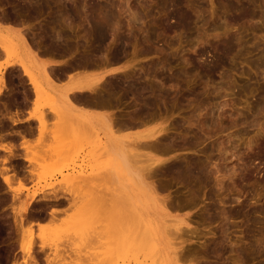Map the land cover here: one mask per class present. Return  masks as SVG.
<instances>
[{"label":"rangeland","instance_id":"obj_1","mask_svg":"<svg viewBox=\"0 0 264 264\" xmlns=\"http://www.w3.org/2000/svg\"><path fill=\"white\" fill-rule=\"evenodd\" d=\"M43 1L46 7L39 10L42 15L35 13L32 16L28 11L29 15L24 16L21 23L7 21L5 24L0 20V41L4 43L9 32L12 45L17 47L19 31L28 28L27 41L29 47H33L30 50L36 60L54 65L65 63L62 75L53 74L54 78L57 77L53 83L56 89L68 85L69 76L89 83L106 66L126 69L120 74L117 72L116 76L115 73L107 74L103 78L105 81L102 80L103 84L110 86L120 78L117 89L114 90V86L109 89L110 94L115 92L110 95L112 100L109 98L111 109H100L99 106L93 109L84 103L76 105L99 117L94 119L99 129L94 136L99 139L95 138L96 142L91 146L82 139L71 161L56 155L58 151L54 147L57 143L52 141V136L58 117L50 111V99L36 98L20 68H4L14 56L21 58V51L0 53V76H4L10 87L9 92L3 91L8 96H0V146L13 151L10 154L9 150L0 148V170L8 166L17 169L16 174L20 176L15 175L19 179L14 177L12 188H8L0 173V264H264V0H102L105 4H112L117 20L110 22L111 29H108L109 35L104 42L91 41L86 30L89 26L86 20L82 22L83 17L77 22L67 21L66 7H63L65 0L63 5L58 3L59 0ZM74 1L81 8L84 1L89 4L101 0ZM21 4L19 0H0V8L13 13L18 12ZM59 7L63 10L62 30L65 32L70 25L72 31L78 32V39L68 42L64 36L59 43L55 38L49 23L53 16L50 14ZM132 18L137 19L133 22ZM48 44L53 45L49 47ZM44 50H48L47 54L43 53ZM83 51L85 55L90 51L87 56L93 53L90 57L95 60L88 58L95 66L82 63ZM68 63L74 65L69 64V67ZM139 83L148 85V90L137 93L134 86ZM143 105L145 108L138 118L144 125L140 122L134 128L130 125L131 116L135 108L140 109ZM38 108L45 111L48 124L45 128H50V132L45 130V137L39 134L40 123L33 118ZM113 112V117H125L121 123L124 119V123H130L127 124L129 127L124 124L125 130L121 124L120 131L115 128L118 131L115 135L124 139L127 146L135 134L165 127L166 130L160 133L162 141L157 143L159 149L147 146L135 149L132 142L133 147L129 145L127 153L105 152L101 139L106 140L109 132L106 119ZM76 121L73 126L82 138L89 129L86 130L80 120ZM41 136L43 140L39 139ZM93 145L95 149L91 152ZM52 148L54 150H50ZM40 152L44 158L47 156V160H42ZM55 152L62 164L60 160H54ZM124 154H127L128 162L124 160ZM139 156L142 161L148 157L160 160L152 165L150 173L153 174L147 180L150 184L153 182L154 190L149 191L152 199L144 210L162 231L157 252L146 246L142 226L139 220L136 221L139 204L126 196L130 194L128 189L138 185L136 165H140ZM147 159L144 165H147ZM122 166L124 171L120 174ZM179 166L183 172L179 171ZM198 166L204 171L200 174L202 177L195 175V178L189 170ZM11 170L4 172L11 175L14 173ZM37 171L42 173L31 176ZM78 172L85 176L90 174L98 184L102 181L101 185H96L95 181L91 184L87 177L89 184L84 181L87 187L84 183L82 189L79 183L77 192L69 189L63 184L64 177ZM44 175L49 177L46 179ZM124 180L128 182L127 187H124ZM47 194L60 196V202L47 205L41 199ZM33 198L31 209L25 212L24 208ZM91 208L95 210L92 212ZM50 209L52 217L51 214L45 215ZM78 217L90 221H78L74 224L76 228L71 227L68 221ZM181 218L186 219L187 224L180 225L184 232L181 238L175 236V239L170 232L177 235L178 231L174 233L171 229L176 230ZM90 225L94 233L88 231ZM77 229L80 234L87 229L86 233L90 236L93 233L97 240L91 238L87 245H83L74 233ZM24 234L33 236L30 256L21 251ZM109 234L117 235L112 243L107 237ZM177 245L183 246L188 256L184 257L186 259L174 256V251L179 248Z\"/></svg>","mask_w":264,"mask_h":264},{"label":"bare ground","instance_id":"obj_2","mask_svg":"<svg viewBox=\"0 0 264 264\" xmlns=\"http://www.w3.org/2000/svg\"><path fill=\"white\" fill-rule=\"evenodd\" d=\"M23 0H21V2H20V0H19V3H22L21 5H20V7H19V9H18V12H15V13H13V11H6V9H5V11L2 9V8H0V11L2 12V14H1V16L3 15V17H1L2 19L4 18H8L9 20L11 19V20H13V21H11V22H19V23H21L22 21H24V16H26V15H29V12L30 13H32L33 15L32 16H35L34 14L35 13H40V11L39 10H41V9H44L46 6H45V1H43V0H31V1H27V0H24V2H22ZM57 1V0H56ZM62 1L63 0H59V4L61 3L62 5H63V3H62ZM84 1V0H83ZM100 1V0H99ZM64 2V1H63ZM73 2L75 3V1L73 0ZM85 2V3H84ZM84 2H82L83 3V5L82 4H80V2H79V4H80V6H81V8H78L74 3H71L70 1L68 2V0H65V4L63 5V7H66L65 9H66V15H67V21H76V20H79V19H82L81 17H83V23L85 22V20L87 21V23H88V26L89 27H87V33H88V36H89V38L91 39V41L93 40H95V42L96 41H98V42H104L107 38L106 37H108L107 36V34H108V29H111V27L109 28V24H110V22H113L114 20H115V17H116V15H115V13L112 11V4L110 3L109 5L106 3H104L102 0L100 1V2H92V3H89L88 4V2H86V1H84ZM108 2V1H107ZM57 3V2H56ZM77 3H78V1H77ZM47 4V3H46ZM58 4V5H59ZM60 4V5H61ZM78 4V5H79ZM59 5V6H60ZM14 6V5H13ZM48 6H50V5H47V7ZM111 6V7H110ZM15 7V6H14ZM51 7V6H50ZM61 7V6H60ZM59 7V9H57L58 10V12H57V10H55V13L54 14H50V15H53L52 16V18H51V21L49 20V18H47L50 22V24L52 25V29H53V31H54V33L53 34H55L56 35V37L55 38H57L58 39V42L59 41H63V37L65 36L66 38H67V41L69 42V41H71V39H74V38H76V39H78V37H79V35L77 34V33H75L76 32V30H75V32L74 31H72V29H70V25H69V29H67L65 32H64V30H62V23H63V21L61 20V18L63 17L62 16V14H63V10H61V8ZM244 7H247V6H244ZM13 8V7H12ZM16 8V7H15ZM14 9V8H13ZM16 9V10H17ZM29 11V12H28ZM39 11V12H38ZM28 12V13H27ZM41 14V13H40ZM31 15V14H30ZM42 15V14H41ZM62 16V17H61ZM65 16V15H64ZM134 17V16H133ZM136 17V16H135ZM117 19V18H116ZM131 19V18H130ZM133 19V22H135L134 21V19H137V18H132ZM33 20V19H32ZM6 21H7V19H6ZM5 21V22H6ZM67 21H65V22H67ZM116 22H117V20H115ZM114 21V22H115ZM131 21L132 20H130V25H132V23H131ZM27 22V21H26ZM26 22L24 23V24H26ZM77 22V21H76ZM68 23V22H67ZM66 23V24H67ZM79 23V22H78ZM78 23H76L77 25H78ZM23 24V25H24ZM37 24V23H36ZM42 24V23H41ZM86 24V23H85ZM68 26V25H67ZM118 26H119V24H118ZM117 26V27H118ZM27 27V26H26ZM73 27H74V25H73ZM116 27V28H117ZM115 28V29H116ZM119 28V27H118ZM78 30V29H77ZM7 31V30H6ZM43 31V30H42ZM113 31V30H112ZM28 32H29V29L28 28H26V29H23V30H21V31H19V33H18V37H19V39H20V43H18V45H17V47H15V46H13L12 45V41L9 39V38H11V34L8 32L6 35H5V42L3 43L2 41H0V53L2 52V51H4L5 53L7 52V54H11V53H15L16 51L18 52L19 50L21 51V58H16L15 56L11 59V60H8L6 63H5V65H4V68L5 69H9V68H20L23 72H24V75L23 76H26L27 77V79L29 80V83L31 84V89L33 90H31L32 91V93H34L35 94V96H36V98H38V99H40V98H42V97H45V99H50L48 102H50L51 103V107H50V111L52 112V113H54V115L56 116L57 115V119H58V121L57 122H55V129L53 130V134H54V137L52 136V138H54V140L52 139V141L53 142H55V143H57V145L54 147L55 148V150L56 151H58V154H56L57 152H55L54 153V155L53 156H55V154L58 156L59 154L61 155V157H63V159H64V157H66V159L67 160H71L72 161V159H74L73 158V155L75 154V153H77L78 152V148H79V146H81V144H80V142L82 143L83 141H82V139H84V140H86V142H87V144H95V142H96V140H95V133H97L96 131H98L99 129H98V126H95V124L97 123H94V119H95V117L98 119L99 117H97V115L96 114H92V113H88V111H86V110H84V109H82V108H79V107H77L76 105L77 104H81V103H84L85 105L87 104L88 106H90V107H92V108H94V106L95 105H97L96 106V108L99 106V107H101L100 109H105V108H108V109H111L112 107H111V101L110 100H112V98H111V94H115V92L114 93H111L110 94V92H109V89L111 88V89H113L114 87V90L115 89H117L116 87H118V82H119V80H120V78H119V80H118V82L115 80V82L113 81V83H111L112 85H110V86H106L105 84H103L102 83V80H103V82L105 81L103 78H105V76L107 75V74H112V73H115L114 75L116 76L117 74V72L120 74V73H122L126 68L125 67H121V68H111V67H107L106 66V68L104 69V68H102L103 70H102V72H101V74H99V76L98 77H96V78H93L92 77V80H90L89 81V83L88 82H86L85 80H83L82 82H79V81H77L76 80V77H74V76H69V79H70V82H69V84L68 85H66V86H62L60 89H56V87H55V85H53V83H54V79H56V78H54V76H53V74H58V75H60L61 74V71L63 70V67H62V65H64V64H61V63H57V62H55V63H57V65H54V64H47V63H40L38 60H36L35 59V57L32 55L33 53L31 52V50H30V47H32L31 45H30V47H29V43H28V37H27V35H28ZM41 31H39V33H40ZM31 33V32H30ZM48 33V32H47ZM35 34V33H34ZM44 34H46V33H44ZM109 35V34H108ZM36 36V35H35ZM44 36V35H43ZM49 36H50V34H49ZM38 37H40V36H38ZM46 37V36H45ZM36 38V37H35ZM40 38H43V37H40ZM50 38V37H49ZM8 39V40H7ZM39 39V38H38ZM52 39V38H51ZM28 40V41H27ZM53 40H54V38H53ZM36 41V39L34 40V42ZM33 42V43H34ZM38 42H39V40H38ZM53 42V41H52ZM55 42V41H54ZM57 42V43H58ZM89 41H87V43H88ZM94 42V43H95ZM49 43H50V41H49ZM60 43V42H59ZM62 43V42H61ZM31 44V43H30ZM39 44H41L40 42H39ZM54 44V43H53ZM52 44V45H53ZM56 44V43H55ZM89 44V43H88ZM91 44H93V43H91ZM90 44V45H91ZM46 45V44H45ZM52 46L51 44H48V46ZM117 45V44H116ZM38 46V45H37ZM40 46V45H39ZM49 46V47H50ZM66 46V45H65ZM67 46H68V43H67ZM73 46H76V45H73ZM72 46V47H73ZM42 47V46H41ZM58 47V46H57ZM64 47V46H63ZM84 47V46H83ZM88 47V46H87ZM89 47H91L92 48V46H89ZM36 48V47H35ZM34 48V49H35ZM52 48V47H51ZM53 48H55V47H53ZM67 48V47H66ZM74 48V47H73ZM78 48V47H77ZM117 48V47H116ZM115 48V49H116ZM32 49H33V47H32ZM37 49V48H36ZM43 49V48H42ZM44 49H45V47H44ZM50 49V48H49ZM48 49V50H49ZM69 49V47L67 48V50ZM87 49V48H86ZM16 50V51H15ZM46 50V49H45ZM45 50L43 51V53L45 52ZM47 50V51H48ZM54 50V49H53ZM90 50V49H89ZM35 51V50H34ZM46 51V52H47ZM63 51H65V50H63ZM71 51V50H70ZM119 51H120V49H119ZM123 51V50H122ZM121 51V52H122ZM42 52V51H41ZM45 52V54H47ZM72 52V51H71ZM71 52H69V53H71ZM84 52V51H83ZM90 52V51H89ZM88 51H87V54L89 53ZM125 52V51H124ZM85 53L86 52H84V55H83V57H81V59H82V63L83 64H85V65H91V66H93L94 65V63L91 61V59H93V57H90V55L92 56L93 55V53L91 54L90 53V55L89 56H87V54L85 55ZM44 54V55H45ZM60 54H61V52H60ZM64 54V53H63ZM77 54V53H76ZM124 54V53H123ZM42 55V54H41ZM66 55V54H65ZM70 55H72V54H70ZM80 55V54H79ZM64 56V55H63ZM94 56H95V54H94ZM125 56V55H124ZM52 57V56H51ZM76 57V56H75ZM91 58V59H89V58ZM117 57V56H116ZM126 57V56H125ZM57 58V57H56ZM77 58H79V57H76V59ZM105 59H108L107 58V56H105ZM93 60H95V59H93ZM101 60V59H100ZM118 60V59H117ZM66 61H68V60H66ZM69 62V61H68ZM77 62H79V61H77ZM96 62V61H95ZM72 63V62H71ZM97 63H98V61H97ZM103 63V65H104V62H102ZM106 63H107V60H106ZM69 64L70 63H68V66H69ZM79 64H80V62L79 63H77L76 65L77 66H79ZM71 65V64H70ZM72 65H74V64H72ZM71 65V66H72ZM84 65V66H85ZM103 65H101V67L103 66ZM108 65V64H107ZM67 65H66V67H68ZM95 66V65H94ZM70 67V66H69ZM85 67H87V66H85ZM96 68V67H95ZM68 69V68H67ZM92 69V68H91ZM123 69V70H122ZM13 70V69H12ZM75 70H77V68H75ZM131 70V69H130ZM9 71V70H8ZM20 72V71H19ZM82 72V71H81ZM127 72V71H126ZM131 72V71H130ZM63 73V72H62ZM70 73V72H69ZM8 74V73H7ZM19 74V73H18ZM57 74H56V76H57ZM67 74V73H66ZM124 74V73H123ZM62 75V74H61ZM74 75V74H73ZM113 75V74H112ZM129 75V74H128ZM11 76V75H10ZM66 75H64V77H65ZM111 76V75H110ZM12 77V76H11ZM10 77V78H11ZM61 77V76H60ZM67 78V77H66ZM117 78V77H116ZM128 78V77H127ZM134 78V77H133ZM141 78V77H140ZM60 79V78H59ZM64 79V78H63ZM68 79V78H67ZM68 79V80H69ZM62 80V79H61ZM107 80V79H106ZM142 80V79H141ZM9 81V80H8ZM139 81V80H138ZM143 82V81H142ZM8 83V82H7ZM120 83V82H119ZM135 83V82H134ZM108 84H109V82H108ZM112 86H114V87H112ZM135 87V90L137 89V93H138V91L140 90H142L141 92H144L145 90H148V88H149V86L148 85H143V84H137L136 86H134ZM120 88V87H119ZM10 89V87L6 84V81H5V78H4V76L2 75V76H0V96L1 95H4L5 96V94L7 95L8 93L7 92H9L8 90ZM15 89V88H14ZM110 89V90H111ZM4 90H7V92H3ZM120 90V89H119ZM116 91H118V90H116ZM140 92V93H141ZM4 93V94H3ZM28 93V92H27ZM31 93V92H30ZM10 94H11V92H10ZM9 94V95H10ZM23 94H26V92L24 93L23 92ZM134 94H135V91H134ZM28 95V94H27ZM8 96V95H7ZM34 96V95H33ZM47 97V98H46ZM114 97H116V96H113V98ZM6 98V97H5ZM109 98H111L110 100H109ZM115 99V98H114ZM139 99H140V97H139ZM9 100V99H8ZM116 100V99H115ZM114 100V101H115ZM140 101H142V100H140ZM32 102V101H31ZM143 102V101H142ZM6 103V102H5ZM17 103V102H16ZM7 104V103H6ZM6 104H4V107H6L7 108V106H6ZM115 104V103H114ZM114 104H112V105H114ZM140 104L142 105V103L140 102ZM87 107V106H86ZM103 107V108H102ZM143 107V108H142ZM140 106V109L138 108V106H137V108L138 109H134V111H133V115H134V117H132L131 116V119H129V120H131V124L130 123H128V122H126V123H124L125 122V119H124V122L123 123H121L122 122V120H123V118H125L124 116H121V117H115L116 115H114V117H113V114H115L114 112L111 114H109L108 116H107V121L106 122H108L107 124V126H108V128L109 129H107L106 127H105V129H107L109 132L106 134V136H105V139L106 140H104V138H102L101 139V141H102V148H104L105 150V152H107V153H112L113 151H120V152H122V153H127L126 152V150H128V146L130 145L131 146V144H132V142H133V145H134V148L136 149V148H138V147H142L143 146V148H144V146L146 147H148V148H156V149H159V146H157V143L158 142H161L162 140H161V138H162V132L163 131H165L166 129H165V127H160V128H157V129H155V130H153V131H151V132H149V133H138V134H135L134 136H132V138H133V141H131V144L129 143V145L127 146V144L128 143H126V141L124 140V139H122L120 136H117V135H115V131H117L119 128V131L121 130V128H122V126L121 125H123L124 126V124H126V126H128L127 124H130V125H132V127H136V125L138 124L139 125V123L141 122V124H143L142 123V121H140L141 120V118H138L139 116L141 117V113L143 112V110H144V105L143 106ZM41 109V108H40ZM10 110V109H9ZM38 111H35L36 112V114L33 116V118H35L39 123H40V128H39V134L40 133H42L43 135V137H45V130H47V132H50V131H48V129H50V128H48V127H46L45 128V126H48V124H47V121H46V119L47 118H45L46 117V114H45V111L44 112H42V111H40L39 110V108L37 109ZM12 111V110H11ZM16 113V112H15ZM17 113H18V111H17ZM131 114V113H130ZM141 114V115H140ZM51 116V115H50ZM127 116H130L129 114L127 115ZM14 116H12V118H13ZM53 117V116H52ZM51 117V118H52ZM10 118V117H9ZM129 118V117H128ZM138 118V119H137ZM13 119H17V118H13ZM12 119V120H13ZM76 119L77 120H80L81 121V123L83 122L84 123V126H85V129L86 130H88L89 129V133L87 132V134L89 135H85L84 134V136L82 137V138H80L79 136H78V134H77V132H76V129H75V127L73 126V124H75L77 121H76ZM140 119V120H139ZM151 119V118H150ZM1 120V119H0ZM11 120V121H12ZM75 120V121H74ZM153 120V119H152ZM3 121V120H2ZM14 121H16V120H14ZM14 121H12V122H14ZM18 122H20V120L18 121ZM74 122V123H73ZM145 122V121H144ZM14 123H17V121L16 122H14ZM38 124V123H37ZM103 124V123H102ZM101 124V125H102ZM121 124V125H120ZM141 124H140V126H141ZM97 125V124H96ZM144 125V124H143ZM76 126H77V124H76ZM121 126V127H120ZM36 127V126H35ZM50 127V126H49ZM80 127V126H79ZM129 127V126H128ZM134 127V128H135ZM138 127V126H137ZM30 128V127H29ZM37 128H38V126H37ZM117 130H116V129ZM124 128V130H125V126L123 127ZM81 130H82V126H81V128H80ZM84 129V130H85ZM115 129V130H114ZM32 130V129H31ZM81 130H80V133L82 134V132H81ZM101 131V130H100ZM99 131V132H100ZM123 131V130H122ZM19 133L21 132V131H18ZM18 132H16V133H18ZM44 132V133H43ZM118 132V131H117ZM15 133V132H14ZM161 133V134H160ZM23 134H25V133H23ZM52 134V133H51ZM102 134V133H101ZM164 134V133H163ZM13 135V134H12ZM15 135V134H14ZM13 135V136H14ZM16 135H18V134H16ZM20 135H21V133H20ZM103 135H105L104 133H103ZM40 136V135H39ZM42 136H41V138H39L40 140H43L42 139ZM3 137V136H2ZM20 137H22V136H20ZM23 137H25L24 135H23ZM22 137V138H23ZM48 137V136H47ZM93 137H94V139H93ZM161 137V138H160ZM49 138V137H48ZM45 139V138H44ZM47 139V138H46ZM97 140L99 139V138H96ZM153 139V140H152ZM48 140V139H47ZM47 140H46V142H47ZM100 141V140H99ZM151 141V142H150ZM43 142V141H42ZM45 143V142H44ZM47 144V143H46ZM54 144V143H53ZM86 143H84V145H85ZM86 144V145H87ZM41 145V144H40ZM42 145H43V143H42ZM159 145H160V143H159ZM38 146V145H37ZM83 146V145H82ZM91 146V145H90ZM31 147V146H30ZM46 147H47V145H46ZM45 146L43 147V148H46ZM131 147H133V146H131ZM0 148H4V149H6V150H9L10 151V154H13V151H12V149L11 148H6V146L5 147H3V146H0ZM39 147H37V149H38ZM41 148V147H40ZM33 149V148H32ZM34 149H36V148H34ZM91 149V148H90ZM93 149H95L94 148V145H93V147H92V149H91V152L93 151ZM39 150V149H38ZM44 150V149H43ZM50 150H54L53 148L52 149H50ZM79 150H81V149H79ZM82 150H83V148H82ZM37 151V150H36ZM53 152V151H52ZM60 152V153H59ZM41 153V152H40ZM49 153V152H48ZM62 153V154H61ZM43 153H41L40 155H41V157H42V160H43V158H44V155H42ZM39 155V154H38ZM60 155H59V158H61L60 157ZM63 155V156H62ZM76 155V154H75ZM10 156V155H9ZM12 156V155H11ZM45 156H46V154H45ZM57 156H55V158L57 157ZM88 156V155H87ZM140 156H143V154L142 155H140ZM140 156H139V160H138V162L140 163V165L138 166V165H136L137 166V171H136V173H137V176H138V185H137V187H132L131 188V190L130 189H128L130 192V194L128 195V193L127 192H125L124 194H126L127 193V195L126 196H130L131 197V199L130 200H133L134 201V203H136L137 205L139 204V207H140V209H139V211L138 212H136V214L138 213V219L136 220L137 222H138V220L140 221V226H142L141 228H142V232H143V238H144V240H145V242H146V246L148 245V247L149 246H151L152 248H154V250H155V252H157V250H158V246H159V242H160V237H161V235H162V231H161V229H160V225L158 224V223H156V222H154L153 220H151L149 217H148V215H147V213H146V211H144L146 208H147V205H148V201L149 200H151L152 199V193H149V191L151 190H154V186L152 187L151 186V184L153 183V182H151V184H150V182L148 181L147 182V180H149V178H151V176H152V174L150 173V171L152 172V165H154L156 162H158V161H160L159 159H155V158H150V157H148V162H146L147 163V165H144L143 164V162L146 160H144V161H142V160H140L141 158H140ZM39 157V156H38ZM40 157V158H41ZM52 156H50V158H51ZM7 158V157H6ZM33 158H35V156L33 157ZM36 158H37V154H36ZM35 158V159H36ZM46 158V160H47V156L45 157ZM45 158H44V160H45ZM70 158V159H69ZM49 159V158H48ZM62 159V160H63ZM25 160H28V161H31L32 160V158H26ZM37 160H39V159H37ZM54 160H58V158H56V159H54ZM60 160V162H61V159H59ZM58 160V161H59ZM67 160H64L65 162H67ZM124 160L126 161V162H128V157H127V154H124ZM8 160L7 159H5V162H7ZM69 162V161H68ZM67 162V163H68ZM72 163H74V161L72 162ZM61 164H62V162H61ZM71 164V163H70ZM77 164V163H76ZM11 165V164H10ZM144 166H146V167H144ZM181 166V165H180ZM180 166H179V171L180 172H183V168L181 169L180 168ZM10 167V166H9ZM38 167V166H37ZM36 167V168H37ZM199 167V166H198ZM196 167V168H193V169H190L189 171H190V174L191 175H193V177H195L196 178V176H198V175H200V174H202V172L204 171V170H202L203 168L202 167ZM40 168V167H39ZM38 168V169H39ZM71 168V167H70ZM146 168H148V169H146ZM200 168H202V169H200ZM8 169H12L11 171H13L14 173L12 174L11 173V175H9V174H7L6 172H8ZM20 169V168H19ZM5 170H7L6 172H4ZM16 170L17 169H14V168H8V166L6 167V168H4L3 170H0V173H1V177H2V180L4 181V183L8 186V188H12V182H13V179H14V177H15V175L16 176H19V175H17L16 174ZM23 170V169H22ZM145 170V171H144ZM154 170V169H153ZM29 171H31V173H34L33 171L34 170H29ZM28 171V172H29ZM35 171H36V169H35ZM122 171H124V168H123V166L121 167V172H119L120 174H122L123 172ZM188 172V171H187ZM6 173V174H5ZM36 173V172H35ZM38 173H42L41 171L40 172H38L37 171V173H36V175H34V174H31V176L33 175V176H37V174ZM45 173V172H44ZM43 173V174H44ZM50 173V172H49ZM204 174V173H203ZM87 175H89V176H87ZM196 175V176H195ZM39 176V175H38ZM41 176V175H40ZM85 175H83V172H78L77 174H68L67 176H65L64 177V180H63V184H65L67 187H69V189L70 188H72V190H74V189H76V192H77V187H78V185H79V183H80V185H82V184H84L85 182L86 183H88V182H93L94 183V181H95V178L94 177H90V174H86V176L84 177ZM91 176H93V175H91ZM201 176V175H200ZM199 176V177H200ZM20 177V176H19ZM19 177L17 178V177H15V179H19ZM43 177H49V176H43ZM42 177V178H43ZM53 177V176H52ZM87 177H89V178H93V180H89V178H87ZM202 177V176H201ZM41 178V179H42ZM46 178V179H47ZM88 179V182H87V179ZM97 178V177H96ZM198 178V177H197ZM49 179H51V177L49 178ZM200 179V178H199ZM52 180V179H51ZM86 180V181H85ZM97 180V179H96ZM103 180V179H102ZM198 180V179H197ZM43 181V180H42ZM46 181V180H45ZM80 181V182H79ZM85 181V182H84ZM40 182V181H39ZM81 182H83V183H81ZM96 182V181H95ZM102 182V181H101ZM100 182V183H101ZM104 182V181H103ZM15 183V182H14ZM84 184V185H86L85 187H87V184ZM93 183H91V184H93ZM99 183V184H100ZM78 184V185H77ZM89 184V183H88ZM98 184V181L96 182V185H99ZM64 185V186H65ZM95 185V184H94ZM101 185V184H100ZM127 185H128V182L126 181V180H124V187H127ZM67 187H66V189H67ZM76 187V188H75ZM95 188H96V186H94ZM91 188V187H90ZM98 188V187H97ZM96 188V189H97ZM82 189H83V185H82ZM81 189V190H82ZM126 189V188H125ZM72 190H71V193L72 194H74L73 192H72ZM99 191V190H98ZM75 192V193H76ZM79 192V191H78ZM101 192V191H100ZM155 192H157L156 190H155ZM82 193V192H81ZM51 194V193H50ZM80 194V193H79ZM157 194V193H156ZM56 195V194H55ZM55 195H51V196H49L48 194L47 195H44L41 199H44L45 201H46V203H47V205L50 203V202H60V199L61 198H59V197H57V196H55ZM92 195V194H91ZM95 195V194H94ZM93 195V196H94ZM52 196H54V197H52ZM78 196V195H77ZM124 196V195H123ZM72 197V196H71ZM80 197V196H79ZM129 197V198H130ZM126 198V197H125ZM35 199L33 198V200H31L30 201V203H28L27 205H26V207L24 208V211L25 212H29V210L31 209L30 207L32 206V204H33V201H34ZM78 200V199H77ZM41 201V200H40ZM43 201V200H42ZM68 201V200H67ZM128 201V200H127ZM130 202V201H129ZM72 203V202H71ZM77 202H73V204H76ZM82 203V202H81ZM86 203V202H85ZM123 203H125L124 201H123ZM164 203V202H163ZM72 204V205H73ZM91 204H92V201H91ZM71 204H70V206H72ZM87 205L88 206H90V203L88 204V202H87ZM127 205V204H126ZM51 206V205H50ZM92 206H93V204H92ZM122 206V205H121ZM167 206V205H166ZM75 207V206H74ZM78 207H83V206H78ZM77 207V208H78ZM125 207V206H124ZM90 209V208H89ZM53 210H55L56 211V209H53ZM79 210V209H78ZM84 210V209H83ZM86 210H87V208H86ZM93 210H95V208L93 209ZM93 210H92V208H91V210L90 211H92L93 212ZM58 211H60V210H58ZM75 211H77V209L75 210ZM81 211V210H80ZM52 213L53 214V211H49V213ZM50 213V214H51ZM85 214H87L88 213V211H85L84 212ZM84 213H83V216H85L84 215ZM28 214V213H27ZM52 214H51V217H52ZM79 214V213H78ZM130 214V213H129ZM89 215H90V213H89ZM127 215V214H126ZM131 215V214H130ZM129 215V216H130ZM77 216V215H76ZM78 216H80V215H78ZM88 218H90L89 216H87ZM54 218V217H53ZM75 218V217H74ZM74 218H72V219H70V222L68 221V224L71 226V227H74L75 225L74 224H76L78 221H81V223L82 222H87V221H90L88 218H85V219H80L79 217V219L77 218V219H74ZM93 218V217H92ZM92 218H91V220H92ZM127 218H128V215H127ZM51 221V220H50ZM180 222L181 223H179V224H177L178 226H176L175 228H176V230H173V229H171L172 231H174V233L175 232H179V231H181V233H178L177 232V235H176V233L175 234H173V232H170V235L172 236V235H174L173 237L175 238V239H177V238H179L180 236H182V234H183V232H184V229L183 228H181L180 227V225L181 224H187V221H186V219H183V218H181L180 219ZM81 223H80V225H81ZM89 223V222H88ZM49 224H50V222H49ZM92 224V223H91ZM93 224H94V222H93ZM77 225H79V224H77ZM57 226V225H56ZM103 226V225H102ZM139 226V227H140ZM70 228V227H69ZM68 228V229H69ZM74 228H76V227H74ZM87 229L89 228V227H86ZM92 228H93V226H92ZM97 228V227H96ZM99 228V227H98ZM97 228V229H98ZM186 228V227H185ZM87 229L85 230V229H83V230H85V231H83V233H78V229H77V233L76 232H74L75 234H76V237L77 236H79L78 238L80 239V240H82V244L83 245H87V243L88 242H90V240H91V238H94L95 240H97L95 237H93L92 236V234L94 233V231L91 229V225H90V228L88 229V231L90 230L91 232H93L92 234H91V236H90V234H88V233H86L87 232ZM58 230V229H57ZM102 230V229H101ZM140 230V229H139ZM62 231V230H61ZM74 231V230H73ZM170 231V230H169ZM80 232V231H79ZM129 232H130V230H129ZM71 233V232H70ZM90 233V232H89ZM140 233V232H139ZM114 235V234H113ZM113 235H111V234H109L107 237H108V239H109V241H111V243H112V241L113 240H115V236H117V235H115V236H113ZM27 236V235H26ZM26 236H25V234H24V236H23V238H22V240H21V251L23 252V254H25V255H27V256H30L31 255V253H32V237L33 236H30V238H29V236H27V238H26ZM140 236V235H139ZM177 238H176V237ZM69 237V236H68ZM99 237H101L100 235H99ZM113 237H115V238H113ZM128 237V239H130L131 238V233H130V235H128L127 236ZM46 238V237H45ZM65 238V237H64ZM71 238V237H70ZM111 238H113V239H111ZM181 238V237H180ZM32 239V240H31ZM47 239V238H46ZM45 239V240H46ZM77 239V238H76ZM183 239V238H182ZM31 240V241H30ZM95 240H93L92 239V241L94 242ZM143 240V239H142ZM72 241V240H71ZM74 241H75V239H74ZM96 242V241H95ZM114 242V241H113ZM97 243V242H96ZM180 243V242H179ZM178 243V244H179ZM183 242L181 241V244H182ZM79 244V243H78ZM174 244V243H173ZM176 244V243H175ZM90 245V244H89ZM88 245V247H90ZM94 245H96L95 243L93 244V246ZM102 245V244H101ZM178 246V245H177ZM98 247V246H97ZM100 247V246H99ZM179 248L178 249H176L175 251H174V256L175 257H177V259H179V258H184L185 256H187V254H186V252H184V248H183V246L182 245H179L178 246ZM86 248V247H85ZM180 249V250H179ZM42 251V250H41ZM34 252V251H33ZM80 253V252H79ZM173 253V252H172ZM220 253V252H219ZM148 254V253H147ZM154 254V253H153ZM189 254H191V252L189 251ZM188 254V255H189ZM216 254H217V252H216ZM201 255V254H200ZM26 256V257H27ZM81 256V255H80ZM190 256V255H189ZM82 257V256H81ZM80 257V258H81ZM154 257V256H153ZM173 257V256H172ZM188 257V256H187ZM63 258V257H62ZM77 258H79V257H77ZM191 258V257H190ZM194 258V257H193ZM184 259H186V258H184ZM183 259V260H184ZM181 260V259H180ZM187 260H189V259H187ZM24 261H26L27 262V259L25 258V260ZM83 261V260H82ZM177 261H179V260H177ZM74 262V261H73ZM71 263V262H70ZM216 263V262H215ZM211 264V263H210ZM218 264V263H217ZM224 264V263H223Z\"/></svg>","mask_w":264,"mask_h":264},{"label":"crops","instance_id":"obj_3","mask_svg":"<svg viewBox=\"0 0 264 264\" xmlns=\"http://www.w3.org/2000/svg\"><path fill=\"white\" fill-rule=\"evenodd\" d=\"M1 14H2V12L0 11V20H1L3 23L8 24L7 21H10L11 19H10V20H9L8 18H5V19L3 18V19H2L1 17H3V15L1 16ZM6 19H7V21H6ZM5 21H6V22H5ZM11 21H13V20H11ZM11 21H10V22H11ZM15 23H17V22L15 21ZM10 30H12V31L15 32L14 29H11V28H10ZM94 108H96V106H94ZM94 108H93V109H94ZM20 143H21V140L19 141V148L21 147Z\"/></svg>","mask_w":264,"mask_h":264},{"label":"flooded vegetation","instance_id":"obj_4","mask_svg":"<svg viewBox=\"0 0 264 264\" xmlns=\"http://www.w3.org/2000/svg\"><path fill=\"white\" fill-rule=\"evenodd\" d=\"M51 209H52V208H51ZM51 209H50V210H46V211H45V215H47V216L50 215L49 211H51Z\"/></svg>","mask_w":264,"mask_h":264}]
</instances>
